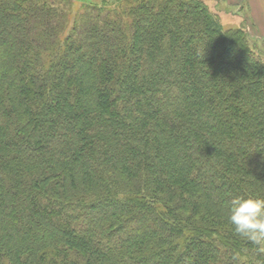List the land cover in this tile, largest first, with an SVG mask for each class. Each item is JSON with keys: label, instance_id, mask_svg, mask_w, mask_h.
<instances>
[{"label": "trees", "instance_id": "obj_1", "mask_svg": "<svg viewBox=\"0 0 264 264\" xmlns=\"http://www.w3.org/2000/svg\"><path fill=\"white\" fill-rule=\"evenodd\" d=\"M0 0V264H264V53L205 0Z\"/></svg>", "mask_w": 264, "mask_h": 264}, {"label": "clouds", "instance_id": "obj_2", "mask_svg": "<svg viewBox=\"0 0 264 264\" xmlns=\"http://www.w3.org/2000/svg\"><path fill=\"white\" fill-rule=\"evenodd\" d=\"M229 213L234 233L264 254V197L235 196L230 201Z\"/></svg>", "mask_w": 264, "mask_h": 264}, {"label": "rangeland", "instance_id": "obj_3", "mask_svg": "<svg viewBox=\"0 0 264 264\" xmlns=\"http://www.w3.org/2000/svg\"><path fill=\"white\" fill-rule=\"evenodd\" d=\"M72 2L74 11L84 9L90 4L96 5L102 0H68ZM209 8L218 14L221 23L225 27L244 26L247 30L250 44L255 45L259 52L264 53V39L254 31L256 25L252 23L248 15V5L246 0H205ZM251 21V22H250Z\"/></svg>", "mask_w": 264, "mask_h": 264}, {"label": "crops", "instance_id": "obj_4", "mask_svg": "<svg viewBox=\"0 0 264 264\" xmlns=\"http://www.w3.org/2000/svg\"><path fill=\"white\" fill-rule=\"evenodd\" d=\"M248 15L256 25L254 31L264 39V0H246ZM250 21V22H251Z\"/></svg>", "mask_w": 264, "mask_h": 264}]
</instances>
